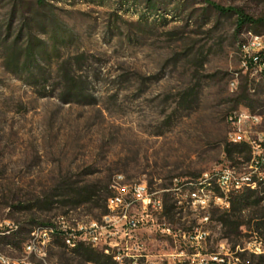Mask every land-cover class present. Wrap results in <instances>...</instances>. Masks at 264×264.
<instances>
[{
  "label": "rangeland",
  "instance_id": "1",
  "mask_svg": "<svg viewBox=\"0 0 264 264\" xmlns=\"http://www.w3.org/2000/svg\"><path fill=\"white\" fill-rule=\"evenodd\" d=\"M241 11L262 19L264 0H0L1 259L92 263L60 238L39 243L41 254L25 252L32 232L42 229L35 235L43 242V228L59 216L74 228L103 221L105 202L77 205L67 184L96 186L107 197L118 174L121 183L160 191L180 179L190 191L188 183L205 172L227 165L250 171L246 153L231 159L226 151L235 133L242 141L264 133V73L245 70L242 51L249 29L264 33V25L241 26ZM31 44L37 61L24 68ZM69 78L84 94L66 101ZM255 190L249 206L231 213L214 204L180 206L162 192L167 211L129 245L160 264L168 255L191 264L198 250L253 259L264 174ZM229 214L232 226L224 223ZM197 227L207 232L198 247L189 240Z\"/></svg>",
  "mask_w": 264,
  "mask_h": 264
},
{
  "label": "built area",
  "instance_id": "2",
  "mask_svg": "<svg viewBox=\"0 0 264 264\" xmlns=\"http://www.w3.org/2000/svg\"><path fill=\"white\" fill-rule=\"evenodd\" d=\"M253 45H246L242 42L243 67L254 74L264 73V33H254ZM253 122H257V116H246ZM231 121L236 122L237 117L230 116ZM243 140V135L235 133L233 141L236 143L247 142L252 149V158L250 160V171L238 172L233 166L227 165L214 171H208L202 176H208L210 186L203 188L199 193H189L185 191L184 182L175 179V184L170 189L154 190L148 183L143 186H136L134 183H127L125 190H117L115 181L112 182L111 194L107 199L105 221L92 220L85 225H78L74 228L69 225L67 218L62 215L50 223V232H43V242H35V232L41 229H35L30 239L25 244L27 255L41 254L39 243L50 244L53 239H62L65 246L69 249V244H85L92 247L105 245V253L115 256L117 264H160L156 255L153 256L141 245L130 246L129 243L138 237L140 230L147 229L155 222V216L162 215L165 212V200L162 192L172 193L176 204L184 206L191 205L195 209L206 210L214 205L230 207V199L220 198L221 184H228L230 188H236L241 192L244 190H255L258 182L263 180L264 171V133H260L256 139L248 138ZM123 174H118V179H122ZM200 178V177H199ZM196 180V179H195ZM206 221L209 217L204 218ZM163 233L175 236L171 227L165 226ZM185 236H187L185 234ZM207 236V232L202 227H197L189 234V240L198 247ZM120 239V240H119ZM125 242V243H123ZM262 241L259 247L252 252L260 255L264 254ZM229 253L223 255L222 252L202 253L197 251L189 258L191 264H242L239 255ZM175 256L168 255V264H177ZM181 262V261H179ZM1 264L3 263L0 256ZM23 264H40L23 259ZM94 264V263H90Z\"/></svg>",
  "mask_w": 264,
  "mask_h": 264
},
{
  "label": "trees",
  "instance_id": "3",
  "mask_svg": "<svg viewBox=\"0 0 264 264\" xmlns=\"http://www.w3.org/2000/svg\"><path fill=\"white\" fill-rule=\"evenodd\" d=\"M38 2L42 5L45 4V0H38ZM209 6L211 8H214L216 11L222 13V14H230L233 11L227 10L223 7H220L218 5H215L213 3H209ZM240 15V25L245 26L248 24H252L253 26L255 25H264V18L262 19H254L253 17L245 14L244 12H239ZM249 31H253L254 33H261L258 29H249ZM25 55V60L23 63L24 68H29L33 63L30 61L34 62L37 61V52H36V45H29L27 48L23 51ZM69 85L66 93V98L64 100H70L71 98H76L78 99L84 94V88L82 87V84L78 83L77 81H72V78H69ZM228 157L231 159L236 158V156H241L242 153L247 154V159L252 158V149L249 143L247 142H239V143H230L227 148H226ZM263 181V180H261ZM260 181L258 182L259 185ZM66 187L68 188V194L77 205H82L86 203H93V204H99L100 202H105V212L107 211L106 203L107 199L111 194V189L108 190L107 192V197H103L102 194L100 193V188L96 186L88 187V186H82L78 185L75 183L72 184H67ZM257 193V190H249L247 193H243L242 195L234 198L231 196L230 198V213L235 210H243L247 206L250 205V199L254 194ZM167 209V208H166ZM165 209V210H166ZM167 211V210H166ZM165 211V212H166ZM232 218L233 215L229 214L227 215L226 220H224V223L226 225L232 226L234 223H232ZM256 220V231L258 234V238L262 242H264V214H262L260 217H257ZM236 225V224H235ZM238 227V224L236 226ZM62 242L60 244L65 245L64 241L60 239ZM74 252L79 253L88 262H92L94 264H117L113 257L111 255H107L104 252L98 251L97 249L85 245V244H79L75 249H71ZM245 250V249H244ZM237 255V253H235ZM253 255V259H249L246 262H243L242 264H264V254H256ZM244 259V258H243Z\"/></svg>",
  "mask_w": 264,
  "mask_h": 264
},
{
  "label": "bare ground",
  "instance_id": "4",
  "mask_svg": "<svg viewBox=\"0 0 264 264\" xmlns=\"http://www.w3.org/2000/svg\"><path fill=\"white\" fill-rule=\"evenodd\" d=\"M247 34H248V39L245 40V44L246 45H253V36H249V35H251V31H248ZM257 121H258V117H257ZM122 179H123V176H122ZM122 179H118V182H117L118 185L115 186L117 190H125L127 187V183H121L120 182V181H122ZM134 184L136 186H143V182H140V183L135 182ZM188 184L190 185V187L192 186V189H190L189 193H199V192L203 191V188H208L210 186V179L208 178V176H201L197 181H191ZM197 186H198V188H196V189L193 188V187H197ZM239 192H241V191L237 190L236 188H230V186H228V184H221V186H220V193H221L220 198L229 199L230 195H233V194L239 193ZM105 217H106V215H105ZM105 217H104L103 221H105ZM43 232H50V226L44 227ZM38 236L39 235H35V242L41 241V240H39L40 237H38ZM77 245H79V244H69V247L75 248V247H77ZM112 257L116 260L115 256H112ZM2 259L5 263H10V262H6L4 257H2Z\"/></svg>",
  "mask_w": 264,
  "mask_h": 264
}]
</instances>
